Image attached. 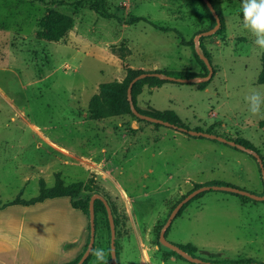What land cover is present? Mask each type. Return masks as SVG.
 Listing matches in <instances>:
<instances>
[{
	"label": "rangeland",
	"instance_id": "obj_1",
	"mask_svg": "<svg viewBox=\"0 0 264 264\" xmlns=\"http://www.w3.org/2000/svg\"><path fill=\"white\" fill-rule=\"evenodd\" d=\"M73 1L0 0V219L26 220L24 236L48 238L66 222L72 228L65 234L74 236L68 198V207L11 204L62 186L75 199L96 192L124 211L116 227L118 264H140L141 255L157 264L170 256L178 260L165 264H197L164 246L163 231L173 244L194 246L191 256L204 261L264 263V200L243 203L226 191H204L165 230L175 206L197 186L225 183L264 195L255 155L139 122L125 103L119 115L92 119L88 113L100 85L121 82L127 68L207 76L195 57V38L215 27L211 11L200 0H105L117 18H103L90 8L72 9ZM212 2L220 27L199 37L214 71L206 88H199L203 81L144 86L137 106L173 111L188 129L249 142L264 167V118L250 115L244 100L250 88H264L258 81L264 50L241 28L240 0ZM53 5L72 19L58 41L38 36ZM95 226L93 248H104L112 264L107 211H98ZM8 251L16 264L22 247L9 243ZM85 261L97 264L90 254Z\"/></svg>",
	"mask_w": 264,
	"mask_h": 264
},
{
	"label": "trees",
	"instance_id": "obj_2",
	"mask_svg": "<svg viewBox=\"0 0 264 264\" xmlns=\"http://www.w3.org/2000/svg\"><path fill=\"white\" fill-rule=\"evenodd\" d=\"M38 1H43V0H38ZM200 1L202 3L203 7L206 9V11L209 12L208 7L203 2V0H200ZM210 1L213 5L215 11L219 14L217 6H215L213 4L212 0H210ZM68 5L70 7H72V9H74V10L81 9V8L93 9L97 14H99L103 18H117L116 16H114L113 14H110L107 11V9H106L107 5L105 3V0H74L73 2L69 3ZM57 7H55L53 5L52 7H49L47 9V15L44 16L42 18V20L40 21L41 29L38 32L39 37L44 38V39H49L52 41H58V40L64 38L66 35V32L70 29V27L72 25V19L68 15L59 12ZM138 20H140V19L136 18L133 21L136 22ZM199 46H200V50L202 51V53L209 59V54L206 52L204 45H203L201 40H199ZM195 57L201 62V64L207 70L206 64L199 58V56L196 53H195ZM261 62H262V69H261V72L259 74L258 81L263 84L264 83V56L262 57ZM126 72H127L126 76L121 82L113 81L110 83H103L100 85L99 92L91 98L89 105H88V113H89L90 118H92V119H103V118H106L109 116L119 115V114L126 112L125 107H127V109L130 110L129 109L130 106L128 105L129 101L127 100L128 99L127 98L128 86H129V83L131 82V80L133 78H135L136 76H138L142 73H157L158 72V73H161L164 75L181 77V78H193V77L198 76L196 73L187 72V71L178 73L177 74L178 76H176L174 73H170L168 71H156L155 70L152 72H145L143 70H133L131 68H127ZM205 75L206 74H204L203 76H205ZM166 82H170V81L160 79V78L155 77V76H147L145 78L138 80L132 87V101L134 103V106L139 112H141L143 114H146V115H149V116H152L155 118H159V119H162L164 121H168V122L175 124L177 126L185 127L183 125L181 119L173 111H169V110L160 111V110H156L152 107H147V109H145V110H140L137 106V96L142 93V88L144 86H148L150 88L159 87ZM208 83H209L208 80L201 82L199 84V88L205 89ZM123 103H125V107L122 106ZM133 116L139 122L152 123V122H149L146 120L139 119L135 115H133ZM152 124H154L156 126L161 125V124H157V123H152ZM185 128H187V127H185ZM197 130H199V129H197ZM237 143L242 144L246 148H249V149L252 148L251 144L249 142L244 141V140H237ZM215 184L228 185L225 183H215ZM199 187H201V186H197L196 188H199ZM202 193L203 192L197 194L192 199H190L188 202H186L180 208V210L178 211V213L176 215H179L181 213L182 209L185 207V205L187 203L192 201L194 198L199 197ZM227 193H230L231 195L239 197L243 203H246L249 201L250 202H256L255 200H253L249 197H246V196H242V195L231 193V192H227ZM75 195H76V192H72L69 188H63L62 186H58V187H55V188H52L49 190H41L40 195L37 198H34L29 202H23V201L11 202V204H19V205L28 206V205H33L35 203L42 202L45 199L58 198V197H68L70 200L71 206L74 209L80 210L89 220L90 196L85 197V198L75 199ZM107 201H108V203L111 207V210H112L115 227H117L119 225L121 219L126 218V215L124 214V211H122V209H119L113 202H111L108 199H107ZM2 206L3 205L0 204V208ZM99 210L106 213V208H105L104 203L101 200L96 199L94 201L95 225L97 222V213ZM87 230H88V236H87V240H86V243H85L82 251L72 262L67 263V264L77 263L79 261V259L81 258V256L83 255L84 251L86 250V248L88 246L89 239H90V223H89V221H88ZM166 232H167V230H166ZM178 246L184 252H186L189 255H193L194 251L196 250V248L190 244H185V245L179 244ZM116 252H117V257H118L117 248H116ZM172 252H174V251H172ZM175 254L180 259L188 261L183 256H181L177 253H175ZM188 262H190V261H188ZM85 263H86V261H84L82 264H85ZM190 263H192V262H190Z\"/></svg>",
	"mask_w": 264,
	"mask_h": 264
},
{
	"label": "water",
	"instance_id": "obj_3",
	"mask_svg": "<svg viewBox=\"0 0 264 264\" xmlns=\"http://www.w3.org/2000/svg\"><path fill=\"white\" fill-rule=\"evenodd\" d=\"M203 2L206 4V6L208 7V9L211 11V13L213 14L214 18L216 19V25L214 28L207 30L201 34H199L198 36H196L195 38V50L197 55L200 57V59L206 64L207 68H208V75L205 77H193V78H177V77H172V76H168V75H164L161 73H142L138 76H136L135 78H133L131 80V82L129 83L128 86V90H127V98L130 104V108L133 112V114L142 120H146L152 123H157V124H161L167 127H171L175 130H178L180 132H183L187 135L190 136H197V137H205L208 139H213V140H217L219 142L222 143H226L229 144L233 147H236L240 150L246 151L248 153H251L253 155L256 156V159L259 163V166L261 168V172L263 175V179H264V167L261 161V158L253 153L249 148H246L245 146H243L242 144H239L235 141L232 140H228L222 136L213 134V133H208V132H204V131H198V130H191L188 128H185L183 126H177L175 124H172L168 121H164L162 119L159 118H155L146 114H143L141 112H139L135 106L134 103L132 101V87L133 85L140 79L145 78L147 76H155L158 77L160 79H164V80H168V81H172V82H177V83H192V82H196V81H207L212 77L213 74V67L209 61V59L201 52L200 50V46H199V37L200 36H206V35H211L214 32L217 31V29L220 27V18L217 14V12L215 11L213 5L211 4V2L209 0H203ZM209 190H217V191H226V192H231V193H235V194H239L242 196H246L249 197L251 199L254 200H264V195L262 196H258L255 194H252L250 192L244 191L242 189H238L234 186L231 185H219V184H212V185H203L195 190H193L192 192H190L188 195H186L182 200H180L178 202V204L175 206V208L173 209V211L171 212L169 219L165 225V230L167 227H169L171 221L174 219V217L176 216V214L178 213V211L180 210V208L186 203L188 202L191 198H193L194 196H196L197 194L204 192V191H209ZM96 199L101 200L106 208L107 214H108V219H109V224H110V253H111V263L112 264H118V257H117V252H116V240H115V236H116V227H115V223H114V217L112 214V210L111 207L109 205V203L107 202V200L100 194L95 193L93 196H91L90 200H89V223H90V243L89 246L87 247L86 251L83 253V255L81 256V258L79 259V261L75 264H82L86 258L89 255V251L90 249L93 248V243L95 240V211H94V201ZM160 241L161 243L166 246L167 248H170L171 250L176 251L178 254H180L181 256H183L186 260L192 262V263H197V264H264V263H219V262H210V261H204L202 259H200L199 257H195V256H191L189 254H187L186 252H184L178 245L173 244L171 242H169L164 234V231L160 234Z\"/></svg>",
	"mask_w": 264,
	"mask_h": 264
},
{
	"label": "crops",
	"instance_id": "obj_4",
	"mask_svg": "<svg viewBox=\"0 0 264 264\" xmlns=\"http://www.w3.org/2000/svg\"><path fill=\"white\" fill-rule=\"evenodd\" d=\"M35 127H39V126H35ZM191 130H195V129H191ZM45 139L50 144L56 146L59 145L56 141L52 140L50 137H45ZM67 198L68 197L45 199L44 201L35 203L34 205L36 206L37 204L45 205L49 203H56L57 205L63 204L64 206L68 207L69 202L63 201V199H67ZM72 209L73 210H71V213L77 219L74 236L65 234V232H67L66 230H70L72 228L71 225L70 224L67 225L66 222L63 225L62 224L57 225V229L60 232H56V234L53 235L52 238H48V236L34 235L30 233L24 236V225L26 223V220L23 219L7 220L5 218H1L0 219V264H10L9 256H8L9 243H11L12 246H16L18 248L22 247L23 249V253L21 254L20 260H18V258L16 259L17 260L16 264H67L68 262L74 260L80 254L86 243L88 236V230H87L88 219L80 210L74 209L73 207ZM25 244L28 245L27 249L24 248ZM32 245L34 247L37 246V248L35 247L36 249L35 252L30 251L32 249ZM66 245H70V246H68V248H65ZM150 259L151 258L149 256L145 258L143 255H141L140 264H157L156 262L151 261ZM167 260L177 261L178 259L175 258L174 256H170L166 260H162L160 264H165Z\"/></svg>",
	"mask_w": 264,
	"mask_h": 264
},
{
	"label": "clouds",
	"instance_id": "obj_5",
	"mask_svg": "<svg viewBox=\"0 0 264 264\" xmlns=\"http://www.w3.org/2000/svg\"><path fill=\"white\" fill-rule=\"evenodd\" d=\"M242 30L249 33L254 44L264 50V0H240ZM250 115L264 118V88H250L244 96ZM89 254L97 264H108L104 248H92Z\"/></svg>",
	"mask_w": 264,
	"mask_h": 264
}]
</instances>
